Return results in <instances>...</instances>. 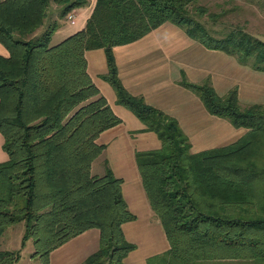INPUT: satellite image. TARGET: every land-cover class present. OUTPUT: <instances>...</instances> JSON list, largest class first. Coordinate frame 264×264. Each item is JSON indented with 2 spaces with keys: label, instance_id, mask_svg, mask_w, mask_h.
I'll use <instances>...</instances> for the list:
<instances>
[{
  "label": "trees",
  "instance_id": "1",
  "mask_svg": "<svg viewBox=\"0 0 264 264\" xmlns=\"http://www.w3.org/2000/svg\"><path fill=\"white\" fill-rule=\"evenodd\" d=\"M61 16L86 0H0V133L8 154L0 162V237L22 222V246L50 264V252L89 228L99 246L80 264H125L135 244L122 224L133 220L107 161L92 171L105 148L97 141L121 122L87 71V50L103 48L102 75L116 102L154 131L161 145L135 153L149 203L169 242L147 264H264V102L243 103L236 87L219 94L208 81L180 84L206 110L245 128L235 141L193 152L177 119L130 93L118 76L116 45L133 42L168 21L205 47L221 50L264 71V41L243 28L215 35L202 21L209 13L195 0H96L85 26L51 44L58 26L44 21L50 2ZM20 250L0 249V264H16Z\"/></svg>",
  "mask_w": 264,
  "mask_h": 264
},
{
  "label": "crops",
  "instance_id": "2",
  "mask_svg": "<svg viewBox=\"0 0 264 264\" xmlns=\"http://www.w3.org/2000/svg\"><path fill=\"white\" fill-rule=\"evenodd\" d=\"M86 1L64 16L60 15L62 5L50 2L45 18L49 17V24L53 21L58 23L51 35V44L85 26L96 0ZM70 14L71 18L68 17ZM8 54L0 42V55L5 57ZM113 54L118 76L125 88L176 118L188 136L193 152L228 144V138L243 128H236L229 121L230 125L210 114L201 99L180 84L183 76L194 83L208 81L219 94L236 87L243 103L264 102V71L242 64L235 56L221 50L205 47L181 27L168 21L133 42L114 46ZM85 57L92 81L121 119L120 123L101 132L97 141L105 144L101 155L114 175L122 179L121 193L134 214L133 220L122 224L125 237L135 244L123 261L125 264H147L150 257L167 251L169 242L143 188L135 153L158 149L161 142L154 131L145 130V124L130 109L116 102L114 89L102 77L107 72L104 49L87 50ZM3 144L4 137L0 133V162L8 158ZM91 167L93 169L94 164ZM104 168L96 173L102 174ZM99 238V229L84 230L53 249L49 256L50 264L82 263L98 248ZM24 258L21 256L16 264L22 261L26 262L24 264H41L40 259L31 257L30 253Z\"/></svg>",
  "mask_w": 264,
  "mask_h": 264
},
{
  "label": "rangeland",
  "instance_id": "3",
  "mask_svg": "<svg viewBox=\"0 0 264 264\" xmlns=\"http://www.w3.org/2000/svg\"><path fill=\"white\" fill-rule=\"evenodd\" d=\"M195 4L204 5L209 13L217 14L214 18L208 14L201 17L205 25L215 35L224 34L233 27H236L243 28L248 34L250 33L264 41V0H195ZM48 18H45V23L33 32L32 36L39 35L45 29V25L46 27L49 25L50 19ZM221 120L227 124L229 123L224 118H221ZM245 132V128L240 129L237 135L233 134V137L228 138L227 141L231 143ZM105 162L103 156L100 154L92 171L96 173L100 168H104ZM23 233L24 225L22 222H16L7 226L0 237V249L9 251L20 250V256L24 255V259H26L28 253L32 254L34 247L31 239L27 240L25 245L22 246ZM24 263L26 262H21V264Z\"/></svg>",
  "mask_w": 264,
  "mask_h": 264
},
{
  "label": "built area",
  "instance_id": "4",
  "mask_svg": "<svg viewBox=\"0 0 264 264\" xmlns=\"http://www.w3.org/2000/svg\"><path fill=\"white\" fill-rule=\"evenodd\" d=\"M68 17L71 18L72 17V14H70Z\"/></svg>",
  "mask_w": 264,
  "mask_h": 264
}]
</instances>
